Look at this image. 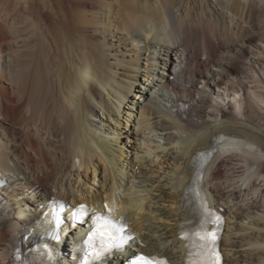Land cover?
Masks as SVG:
<instances>
[{
    "label": "bare ground",
    "instance_id": "1",
    "mask_svg": "<svg viewBox=\"0 0 264 264\" xmlns=\"http://www.w3.org/2000/svg\"><path fill=\"white\" fill-rule=\"evenodd\" d=\"M180 98L197 121L163 108ZM213 147L204 182L228 215L225 264H264V0H0V264L58 201L119 206L143 244L105 264H185L186 192ZM70 219L60 264L78 251Z\"/></svg>",
    "mask_w": 264,
    "mask_h": 264
},
{
    "label": "snow or ice",
    "instance_id": "2",
    "mask_svg": "<svg viewBox=\"0 0 264 264\" xmlns=\"http://www.w3.org/2000/svg\"><path fill=\"white\" fill-rule=\"evenodd\" d=\"M83 208V206H81ZM199 235V233L197 234ZM209 237L211 238L209 240ZM201 240L208 241L207 244L202 245V250L197 255L202 256L203 258L199 261L192 262V264H218L219 255L215 252V233H208L200 237ZM211 245V246H209ZM118 247L119 245H115ZM98 255V254H97ZM130 264H166V261L158 259L156 257H150L143 254L136 255L134 254L133 258L130 261Z\"/></svg>",
    "mask_w": 264,
    "mask_h": 264
},
{
    "label": "rangeland",
    "instance_id": "3",
    "mask_svg": "<svg viewBox=\"0 0 264 264\" xmlns=\"http://www.w3.org/2000/svg\"><path fill=\"white\" fill-rule=\"evenodd\" d=\"M7 8V10H9L10 11V8L9 7H6ZM217 43H219V42H217ZM92 179H95V177H94V175L92 174ZM94 181V180H93ZM68 247H69V245H67Z\"/></svg>",
    "mask_w": 264,
    "mask_h": 264
}]
</instances>
